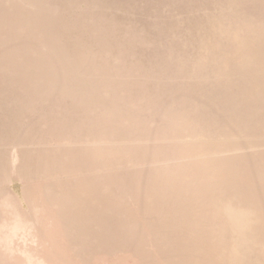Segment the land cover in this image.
<instances>
[{"label": "rangeland", "instance_id": "obj_1", "mask_svg": "<svg viewBox=\"0 0 264 264\" xmlns=\"http://www.w3.org/2000/svg\"><path fill=\"white\" fill-rule=\"evenodd\" d=\"M0 264H264V0H0Z\"/></svg>", "mask_w": 264, "mask_h": 264}]
</instances>
